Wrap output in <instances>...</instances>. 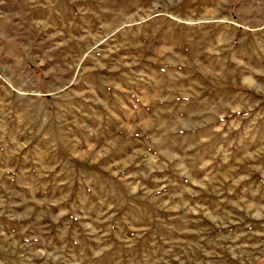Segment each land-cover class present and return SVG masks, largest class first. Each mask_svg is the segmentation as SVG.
<instances>
[{
    "label": "rangeland",
    "instance_id": "1",
    "mask_svg": "<svg viewBox=\"0 0 264 264\" xmlns=\"http://www.w3.org/2000/svg\"><path fill=\"white\" fill-rule=\"evenodd\" d=\"M0 264H264V0H0Z\"/></svg>",
    "mask_w": 264,
    "mask_h": 264
}]
</instances>
